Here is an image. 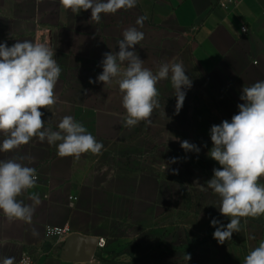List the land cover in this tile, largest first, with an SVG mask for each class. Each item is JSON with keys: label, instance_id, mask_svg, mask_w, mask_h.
Masks as SVG:
<instances>
[{"label": "crops", "instance_id": "crops-1", "mask_svg": "<svg viewBox=\"0 0 264 264\" xmlns=\"http://www.w3.org/2000/svg\"><path fill=\"white\" fill-rule=\"evenodd\" d=\"M140 16L147 17L143 27L136 24ZM244 25L247 32L241 29ZM129 27L144 33L135 46L144 62H157L158 47L167 46L175 33L185 38L192 61L212 83L229 122L239 111L237 105L244 103L240 99L243 87L264 81V0H240L235 8L222 6L221 0H137L134 8L101 14L99 23L91 20L90 9L73 13L59 0H0V43L10 47L17 40L36 42L42 34L51 39L61 75L54 89L57 103L41 109L45 127L56 131L64 116H72L103 144L100 154L84 153L79 159L59 157L57 145L38 137L18 149L0 152V160L26 157L18 162L37 171L36 187L17 199L30 205L32 193L41 198L31 224L10 221L0 211V261L4 257L16 261L26 250L56 255L58 244L65 241L47 239L48 226L106 237L102 230L109 222V208L126 204L127 182L134 188L141 183L136 173L115 168L118 159L140 148L144 138L126 137V115L116 112L125 110L119 88L110 97V91L102 95L95 91V85L102 82L89 83L102 73L104 53L119 51L117 42ZM125 66L121 65L122 71ZM143 125L142 121L137 126ZM3 139L0 134V143Z\"/></svg>", "mask_w": 264, "mask_h": 264}, {"label": "clouds", "instance_id": "clouds-1", "mask_svg": "<svg viewBox=\"0 0 264 264\" xmlns=\"http://www.w3.org/2000/svg\"><path fill=\"white\" fill-rule=\"evenodd\" d=\"M59 3L73 13L91 10V20L97 23L101 14H115L121 9H131L137 0H59ZM146 16H140L136 24L143 27ZM144 39V33L136 27H129L122 33L118 43L119 51L104 53L103 71L96 80L111 84L119 77L118 87L122 94V106L126 110L125 127H134L140 122L151 124V116L160 107L156 87L161 80L168 79L175 89L176 112L183 106L186 92L192 81L186 75L182 63H162L154 73L145 68L135 50ZM131 49V50H130ZM54 50L47 42L17 40L12 46L0 43V152H10L27 145L34 137L57 145L59 157L79 159L84 153L100 154L103 144L88 133L85 126L72 116H64L58 123V130L45 127L41 109L51 108L57 103L54 89L61 75V68L53 58ZM121 65H126L121 70ZM237 105L239 111L231 121L224 120L210 129L212 147L208 155L218 162L220 168L213 169V177L206 182L221 198L219 211L230 218L224 226L211 221L215 231L214 239L223 244L233 233L240 232V218L264 215V185L259 179L264 176V81L243 87ZM57 142H59L57 144ZM186 152L200 151L196 145L181 141ZM26 159L0 160V211L8 220H20L31 224L36 206L40 205L38 193H32L30 205L17 197L37 185L38 175L33 167L18 161ZM178 158H172L175 163ZM178 171V170H174ZM59 233V229H49V235ZM33 234L37 233L33 230ZM185 261L191 259L184 254ZM0 264H16L15 257H4ZM21 264H29L25 258ZM244 264H264V240L247 254Z\"/></svg>", "mask_w": 264, "mask_h": 264}, {"label": "rangeland", "instance_id": "rangeland-1", "mask_svg": "<svg viewBox=\"0 0 264 264\" xmlns=\"http://www.w3.org/2000/svg\"><path fill=\"white\" fill-rule=\"evenodd\" d=\"M189 48L186 39L175 33L167 46L158 47L157 62H144L154 73L162 63H182L192 86L182 88L186 96L177 114L169 74L156 85L160 107L153 111L152 123L126 130V137L144 138L141 147L119 158L115 168L136 173L141 183L134 188L127 182L126 204L109 208V222L102 230L107 234L105 246L97 251L103 260L69 262L50 252L42 264H244L247 254L264 240V215L240 218V232L223 244L213 237L216 229L211 221L219 222L216 227L226 226L230 218L220 213L221 198L206 185L213 169L221 167L208 155L210 129L227 119L212 83L200 75ZM118 80L96 84L95 91L101 95L110 91L111 97L119 88ZM116 112L126 115L125 110ZM185 140L199 147V153L182 149ZM172 158L178 159L173 163ZM184 254H190L191 259L185 261Z\"/></svg>", "mask_w": 264, "mask_h": 264}, {"label": "water", "instance_id": "water-1", "mask_svg": "<svg viewBox=\"0 0 264 264\" xmlns=\"http://www.w3.org/2000/svg\"><path fill=\"white\" fill-rule=\"evenodd\" d=\"M101 238L88 237L72 233L64 243H60L55 250L56 255L64 261L86 263L95 259Z\"/></svg>", "mask_w": 264, "mask_h": 264}, {"label": "built area", "instance_id": "built-area-1", "mask_svg": "<svg viewBox=\"0 0 264 264\" xmlns=\"http://www.w3.org/2000/svg\"><path fill=\"white\" fill-rule=\"evenodd\" d=\"M240 0H221V5L222 6H226V7H231V8H235L237 6V4L239 3ZM242 31L243 32H247L248 31V27L247 26H242ZM39 42H47L48 45H51V39L44 37V34H42L41 40ZM59 229V233L55 234V235H49V229ZM69 235H71L70 232V228L67 226H48L46 229V237L49 240H56L57 243L59 242H63L66 241V239L69 237ZM105 246V240L103 238H101L100 240V247H104ZM45 253H41L38 251H32V250H26L22 253L21 257L16 260V264H21V262L27 258L29 261V264H42V258L44 256Z\"/></svg>", "mask_w": 264, "mask_h": 264}, {"label": "trees", "instance_id": "trees-1", "mask_svg": "<svg viewBox=\"0 0 264 264\" xmlns=\"http://www.w3.org/2000/svg\"><path fill=\"white\" fill-rule=\"evenodd\" d=\"M96 258H97V259H100V260H103V258H102V253L97 254V255H96Z\"/></svg>", "mask_w": 264, "mask_h": 264}]
</instances>
